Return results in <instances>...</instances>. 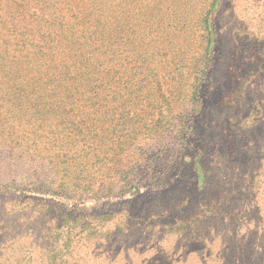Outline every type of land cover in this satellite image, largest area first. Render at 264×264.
Wrapping results in <instances>:
<instances>
[{"label": "rangeland", "instance_id": "1", "mask_svg": "<svg viewBox=\"0 0 264 264\" xmlns=\"http://www.w3.org/2000/svg\"><path fill=\"white\" fill-rule=\"evenodd\" d=\"M101 4L89 135L0 85V264H264V0Z\"/></svg>", "mask_w": 264, "mask_h": 264}, {"label": "trees", "instance_id": "2", "mask_svg": "<svg viewBox=\"0 0 264 264\" xmlns=\"http://www.w3.org/2000/svg\"><path fill=\"white\" fill-rule=\"evenodd\" d=\"M101 7V0H0V85L12 89L14 102L7 113L25 121L56 118L89 135L88 95L94 92L98 103L102 89ZM129 85L119 80L115 88L136 95L149 86L141 82L130 91Z\"/></svg>", "mask_w": 264, "mask_h": 264}]
</instances>
